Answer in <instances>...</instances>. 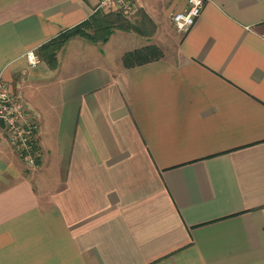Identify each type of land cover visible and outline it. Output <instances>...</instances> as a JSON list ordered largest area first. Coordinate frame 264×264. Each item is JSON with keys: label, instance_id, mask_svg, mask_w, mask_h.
<instances>
[{"label": "crops", "instance_id": "0c3cea01", "mask_svg": "<svg viewBox=\"0 0 264 264\" xmlns=\"http://www.w3.org/2000/svg\"><path fill=\"white\" fill-rule=\"evenodd\" d=\"M96 3L0 0V77L40 149L26 170L0 123V264H264V0H207L185 33L183 0L140 3L151 27L111 51L51 42ZM147 43L163 57L122 65Z\"/></svg>", "mask_w": 264, "mask_h": 264}, {"label": "built area", "instance_id": "2783aa9c", "mask_svg": "<svg viewBox=\"0 0 264 264\" xmlns=\"http://www.w3.org/2000/svg\"><path fill=\"white\" fill-rule=\"evenodd\" d=\"M207 0H184V7L172 12L171 21L174 28L185 33L194 25ZM112 7L129 11L131 0H99L98 7ZM93 10H97L96 6ZM24 56L30 66L40 62V57L34 48L25 51ZM11 90L6 81L0 77V121L4 124L8 139L15 149L33 165L39 150L34 143L35 124L28 116L26 108L18 101H14Z\"/></svg>", "mask_w": 264, "mask_h": 264}, {"label": "trees", "instance_id": "16d2710c", "mask_svg": "<svg viewBox=\"0 0 264 264\" xmlns=\"http://www.w3.org/2000/svg\"><path fill=\"white\" fill-rule=\"evenodd\" d=\"M132 26L133 24L129 20L124 18L119 12H117L112 17L104 15L102 12H99L97 10H94L91 16H89V18L70 28L63 30L55 38H53L51 42H57V44L60 45L71 36L83 34V27H90L92 29L91 32H86L87 34H85L90 41L105 42L114 30V28L128 30L132 28ZM53 57L54 52L49 55V59ZM162 57L163 50L159 45H157L156 43H147L139 47L124 51L121 55V62L124 67L129 68L154 60H158Z\"/></svg>", "mask_w": 264, "mask_h": 264}, {"label": "rangeland", "instance_id": "374dc122", "mask_svg": "<svg viewBox=\"0 0 264 264\" xmlns=\"http://www.w3.org/2000/svg\"><path fill=\"white\" fill-rule=\"evenodd\" d=\"M163 1L164 0H131V3H132L131 9L129 11H124V12L122 10L121 11L118 10L117 9L118 7L117 8H112L110 6H108V7H101V6H99L98 7L99 0H97V3H96L95 6L97 8V11L102 12L104 15H108V16H112L113 17V15H115L117 12H119L124 18H126L127 20L133 22L134 25L137 28H140V27L142 28L143 22H144V26L143 27L145 29H149L151 27L150 26L151 24H150V22L145 21V20H147V17L143 16V13H145V12H144L143 8L141 6H139V4L140 3L141 4H146L148 7L151 8V10H153V12H155L159 17H161L162 12H163V4H162ZM174 10L175 9L167 12V18H168L167 21H169V28H171V29H174V25H173V23L171 21V15H172V12ZM91 30L92 29L90 27H88V28L83 27V30L82 31H83V34L84 35L83 34H77V35H79L81 37H84L85 39L89 40L88 37L85 34L91 32ZM113 35L114 36L111 39L109 37L107 39V40H109V42H108V48L110 49V51L112 50V47L115 48V44L118 43V39H119V37L117 36L118 34L114 33ZM100 42H103V41H100ZM12 96L14 97L13 98L14 101H16V102L18 101V103L22 104L23 107L26 108V111L29 114V111H28L26 105L22 101H20V100H18L16 98L15 93H12ZM28 116H30V114ZM0 123H2V122L0 121ZM3 126H4V124H3ZM4 130H5L6 135H7V131H6L5 127H4ZM7 139H8V135H7ZM33 140H34V143L36 145V148L39 150V155L36 157V162H37L38 161V158L40 157V149H39V147L37 146V144L35 142V138ZM8 141H9V139H8ZM9 144L15 149V147L10 143V141H9ZM16 152L19 155V157L21 158V160L25 163V165H27L26 170H28L27 168L36 165V162L33 165L29 164V162H27V160L18 151H16ZM32 168H34V167H32Z\"/></svg>", "mask_w": 264, "mask_h": 264}]
</instances>
